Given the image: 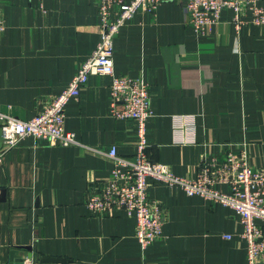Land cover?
<instances>
[{
  "label": "crops",
  "instance_id": "crops-1",
  "mask_svg": "<svg viewBox=\"0 0 264 264\" xmlns=\"http://www.w3.org/2000/svg\"><path fill=\"white\" fill-rule=\"evenodd\" d=\"M184 5L137 12L114 40V74L148 87L147 156L186 179L202 163L219 167L241 152L264 169V25L247 21L236 30L226 10L197 35L184 22ZM1 11L0 112L27 121L95 49L97 7L94 0H1ZM111 82L92 76L66 104L64 130L78 145L28 136L2 154L0 264H246L233 209L180 188L147 180L166 221L162 238L145 249L133 217L87 209L88 193L114 166L105 153L115 147L133 159L136 152V123L111 114Z\"/></svg>",
  "mask_w": 264,
  "mask_h": 264
},
{
  "label": "built area",
  "instance_id": "built-area-1",
  "mask_svg": "<svg viewBox=\"0 0 264 264\" xmlns=\"http://www.w3.org/2000/svg\"><path fill=\"white\" fill-rule=\"evenodd\" d=\"M94 1L100 29L95 49L80 64L67 87L48 99L33 118L22 121L0 112V158L28 136L50 145H78L75 134L64 130L65 106L79 97L90 77L111 76V114L136 123V152L133 159L118 155L115 147L105 153L114 166L109 179L88 193L87 209L101 215L122 210L133 217L135 238L141 249H145L162 238L166 221L164 208L148 197L147 180L153 179L180 188L187 195H198L233 209L242 226L240 237L246 245V264H264V169L251 166L245 152L228 154L219 167L202 163L195 179L177 176L166 165L151 161L146 137V124L152 114L148 87L141 81L114 74L113 45L120 28L137 12L154 13L160 4L178 0ZM226 10L233 12L236 30L247 21L264 25V0H185L184 22L195 34L204 35ZM1 13L0 0V33L5 28ZM219 184L227 185L229 192L219 191L216 188Z\"/></svg>",
  "mask_w": 264,
  "mask_h": 264
},
{
  "label": "water",
  "instance_id": "water-1",
  "mask_svg": "<svg viewBox=\"0 0 264 264\" xmlns=\"http://www.w3.org/2000/svg\"><path fill=\"white\" fill-rule=\"evenodd\" d=\"M0 147H1V143H0ZM44 262L48 261V262H54V263H59L61 262V259H53V258H49V257H43L42 259Z\"/></svg>",
  "mask_w": 264,
  "mask_h": 264
}]
</instances>
